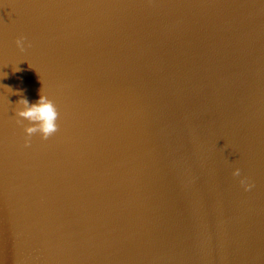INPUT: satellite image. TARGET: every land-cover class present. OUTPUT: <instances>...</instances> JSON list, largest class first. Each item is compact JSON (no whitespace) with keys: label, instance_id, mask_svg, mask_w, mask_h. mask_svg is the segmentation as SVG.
Wrapping results in <instances>:
<instances>
[{"label":"water","instance_id":"obj_1","mask_svg":"<svg viewBox=\"0 0 264 264\" xmlns=\"http://www.w3.org/2000/svg\"><path fill=\"white\" fill-rule=\"evenodd\" d=\"M0 264H264V0H0Z\"/></svg>","mask_w":264,"mask_h":264},{"label":"clouds","instance_id":"obj_2","mask_svg":"<svg viewBox=\"0 0 264 264\" xmlns=\"http://www.w3.org/2000/svg\"><path fill=\"white\" fill-rule=\"evenodd\" d=\"M16 45L23 49L24 38H18ZM15 116L17 117V123H22L24 120L28 121V126L24 129L26 133V146H28L30 138L34 134H39L43 139L47 140L59 128L57 123L59 112L55 103L49 99L43 88L35 103H31L26 97L20 98L15 109ZM233 175L240 176V170L236 169ZM241 184L245 185L246 190H250L252 187L245 180H241Z\"/></svg>","mask_w":264,"mask_h":264}]
</instances>
